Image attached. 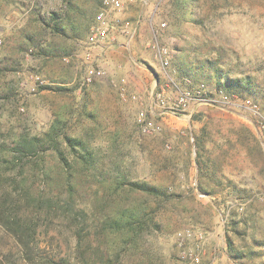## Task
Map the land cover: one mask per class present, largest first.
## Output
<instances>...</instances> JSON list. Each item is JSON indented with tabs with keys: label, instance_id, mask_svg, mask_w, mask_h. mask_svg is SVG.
I'll return each mask as SVG.
<instances>
[{
	"label": "rangeland",
	"instance_id": "1",
	"mask_svg": "<svg viewBox=\"0 0 264 264\" xmlns=\"http://www.w3.org/2000/svg\"><path fill=\"white\" fill-rule=\"evenodd\" d=\"M78 3L85 16L74 18L77 29L68 27L67 37H55L58 56L36 59L27 38L39 39L50 13L65 11L63 0H0V84L20 82L19 93H0V143H11L22 131L41 135L58 115L68 122L69 135L83 140L99 162L96 178L89 177V171L77 173L86 241L94 235L90 223L103 219L113 206L146 203L150 210L157 208L146 195L114 191L112 179L122 176L125 181L147 182L175 195L157 212L158 227L144 236L141 246L126 252L125 264H185L177 247V234L185 229L205 232L204 249L212 235L224 231L225 264H264V148L254 128L237 114L205 104H198L191 117H159L152 112V107L155 113L158 107L151 98L153 91L165 90L173 99L179 89L201 84L212 92L208 95L219 97L218 78L199 70L208 60L219 63L221 79L225 74L250 75L264 90V0H197L177 11L172 0L157 8L151 2L155 15L146 19H140V10L135 9L126 18L133 26L139 22L135 35L121 42L117 39L96 53L94 63L103 58L108 66L103 68L104 78L91 85H82V76L88 33L99 9L89 0ZM155 43L171 52L172 64L166 71ZM125 70L134 83L121 74ZM33 76L41 77L44 84L37 86ZM260 94L251 99L262 105L264 91ZM141 113L143 123L159 129L144 134ZM67 156L73 157L69 152ZM209 164L217 165L216 177L205 174ZM51 165L56 177L61 170L54 160ZM247 172H255L258 194L242 196L252 198L255 205L248 210L228 209L237 191L236 186L232 193L226 190L235 183L226 173L238 178ZM69 219L58 212L44 223L37 236L36 261H74L77 238ZM228 239L233 242L232 251ZM0 258L5 264H28L22 247L2 226ZM202 258L203 264H214L215 256L203 253ZM221 258L219 254L217 261Z\"/></svg>",
	"mask_w": 264,
	"mask_h": 264
},
{
	"label": "trees",
	"instance_id": "2",
	"mask_svg": "<svg viewBox=\"0 0 264 264\" xmlns=\"http://www.w3.org/2000/svg\"><path fill=\"white\" fill-rule=\"evenodd\" d=\"M78 1L63 0L65 11L50 13L47 23L43 22L44 27L39 31V39L27 38L31 41L36 59L58 56L54 49L55 37H67L68 27L77 29L74 18L85 16ZM89 1L94 4V9L100 10L104 0ZM190 1L197 0H172L173 8L175 11L184 9ZM78 36H83V33ZM199 70L211 71V76L218 78L219 95L251 99L261 96L260 93L264 91L250 75L231 77L225 74L221 79V67L213 60L203 62ZM5 96H10V93ZM69 129L68 122L58 115L48 131L41 135L22 131L15 135L11 143L5 140L0 143V226L17 240L28 264H59L56 261H36V250L37 236L44 223L56 213L62 212L70 216V227L77 238L71 264H125L126 252L141 246L144 236L158 227L155 221L157 212L175 195L147 182L125 181L122 176L112 179L111 188L114 191L125 189L128 194L136 192L146 195L157 203V208L150 210L146 203L129 207L113 206V211L105 214L103 219L90 223L94 235L86 241L82 225L85 213L78 209L77 187L80 176L77 173L89 171L88 176L96 178L99 162L83 140L69 135ZM197 146L200 148V142ZM66 151L73 155L72 159L68 158ZM53 160L61 170L56 177L51 171ZM197 164L201 172L198 159ZM216 167V164H209L205 174L211 178L216 177L219 172ZM227 244L232 251L233 242L228 239ZM62 262L69 263L66 259H62ZM0 264H5L1 258Z\"/></svg>",
	"mask_w": 264,
	"mask_h": 264
},
{
	"label": "built area",
	"instance_id": "3",
	"mask_svg": "<svg viewBox=\"0 0 264 264\" xmlns=\"http://www.w3.org/2000/svg\"><path fill=\"white\" fill-rule=\"evenodd\" d=\"M126 2L133 3L135 0L103 1L102 8L97 13L88 33L85 53L87 66L82 76V85H91L94 81L102 79L106 75L104 69L94 63V55L91 51L93 48L113 45L116 41L115 32H119L129 39L135 35L136 27L119 16L124 11ZM162 27H166V24L163 23ZM155 49L160 65L166 71L171 67V52L168 47L159 43H155ZM167 76H169L168 73ZM32 80L37 86L44 84V81L39 76H33ZM171 81L173 80L171 79ZM121 90L123 93L126 92L124 86L121 87ZM152 93L151 98L158 107L156 113L152 107V112L159 117H191L198 104L217 106L226 112L237 114L254 128L264 148V105L253 99H241L223 95L213 98L210 96L212 92L205 84L181 91L173 99L166 95L165 90H156ZM240 112H243V114H240ZM144 117L145 114L141 113V130L144 134H151L159 129L152 124L143 123L142 119ZM194 240L197 242H193ZM204 240L205 232L203 231L194 232L191 229H185L179 232L177 234V247L180 251L182 262L185 264H203Z\"/></svg>",
	"mask_w": 264,
	"mask_h": 264
},
{
	"label": "crops",
	"instance_id": "4",
	"mask_svg": "<svg viewBox=\"0 0 264 264\" xmlns=\"http://www.w3.org/2000/svg\"><path fill=\"white\" fill-rule=\"evenodd\" d=\"M166 1H169V0H135V2H133V3H127L126 2V7H125L124 11L119 14V16H122L121 18L126 20L127 17H132L135 13V9H137V10H140V12L138 14V17L140 19L150 18V17H153L155 15L154 11H152L154 3H151V2H156L155 6L157 8L158 6H160V4H162V5L165 4ZM145 8L147 10L146 12H145ZM154 10H156V9H154ZM138 23H137V25H138ZM136 28L138 29V27H136ZM115 35H116V40L118 39L119 42H121L122 39L125 38V36L119 32H115ZM104 48L105 47H102V46L96 47V48H93L91 51H92L93 55L95 56L96 53H98V51L100 53V52H102L101 50H103ZM102 56L103 55L100 54L101 58H102ZM98 62H99V64L96 66H98L100 68H104V67L108 66L107 65L108 63H106L105 59H103V58L98 60ZM126 71H128V70L122 71L121 74L124 73L125 76L128 78L129 82L134 83L133 82L134 79L132 77H130L131 74L126 72ZM17 81H15V86L10 85L9 82L4 83L3 85L0 84V93L2 95L8 94V93H17V92L19 93L20 90H17V88L20 89L18 86V84L20 82H19V80H17ZM25 84H28V82L26 81L24 84L22 83L21 86H24ZM29 86H34V84L30 83ZM179 91L181 92L183 90L179 89ZM211 106H213V105H211ZM212 108H215L217 110L221 109L217 106H214ZM196 172H197V170H196ZM226 176L228 178H230V180H234V182H235V183H232V185H229L226 190H228L229 193H232L234 191V189H232V188H234L233 186H236L235 190L237 191V194L235 195V197L237 196V198L236 199H234L233 197L231 198V201H234V202H231V203L227 202L229 204L228 209L235 208V207H239V208L241 207L242 210H245L247 207L250 208L251 205H255V203L252 202L253 201L252 198L251 199H245V198H243L244 196H242V194H247V195L258 194V191H256V187L254 186V183L257 181V176H256L255 172L241 173L238 176V178L236 176H234V174L226 173ZM248 208H247V210H248ZM243 223H248V221H244ZM218 234L215 235L214 238L212 235L208 239V241H207L208 243L206 244L207 247H206V249H204L203 253L204 254L209 253V255L215 256V259L213 260L214 264H225L226 263L225 258L227 255L226 238L224 236V231H221ZM212 251L214 253H212ZM219 254L222 255V258L219 261L221 263H219L217 261Z\"/></svg>",
	"mask_w": 264,
	"mask_h": 264
}]
</instances>
